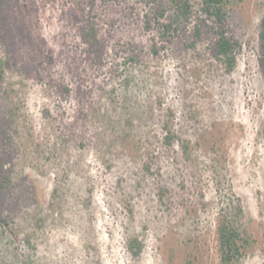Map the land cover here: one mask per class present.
<instances>
[{
  "label": "rangeland",
  "instance_id": "1",
  "mask_svg": "<svg viewBox=\"0 0 264 264\" xmlns=\"http://www.w3.org/2000/svg\"><path fill=\"white\" fill-rule=\"evenodd\" d=\"M158 5L0 0V264H222L224 216L264 264V0L228 5L232 73Z\"/></svg>",
  "mask_w": 264,
  "mask_h": 264
},
{
  "label": "trees",
  "instance_id": "2",
  "mask_svg": "<svg viewBox=\"0 0 264 264\" xmlns=\"http://www.w3.org/2000/svg\"><path fill=\"white\" fill-rule=\"evenodd\" d=\"M158 3V9L154 16L156 24L159 26L162 37L167 38L173 32H179L186 29L190 25L193 18L197 17L195 23L194 36L197 40L202 38L203 25L206 18L214 20L218 24V29L215 31L216 39L214 42L213 54L218 62H220L228 73L235 71L238 58L236 43L230 39L226 32L222 29L223 23L228 16V5L231 0H153ZM242 0H234V3H239ZM199 9H196V6ZM151 28V21L147 22L146 29ZM90 32L96 36L98 30L94 24L90 27ZM91 35V36H92ZM91 42L93 39L91 37ZM260 44L262 50V57L260 59V66L264 76V17L261 22ZM6 62L0 59V80L4 78ZM168 131V144H172L175 136L172 134L170 126L166 125ZM185 147H187L185 145ZM11 185L10 178L5 177L0 182V187L4 185ZM238 213L243 214L241 207L238 208ZM218 237L220 245V255L222 264H238L245 256L249 240L246 232L238 225L237 221L231 219L229 216H224L218 226ZM130 249L136 254L142 249V245L137 239L129 242ZM35 250L34 247H32ZM24 264H34L33 254L28 256Z\"/></svg>",
  "mask_w": 264,
  "mask_h": 264
}]
</instances>
